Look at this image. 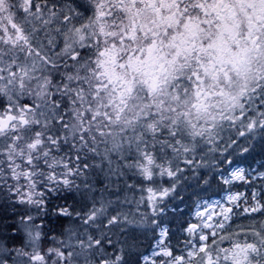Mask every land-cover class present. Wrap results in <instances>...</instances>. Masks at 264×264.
I'll list each match as a JSON object with an SVG mask.
<instances>
[{"label":"snow or ice","instance_id":"6c2138e0","mask_svg":"<svg viewBox=\"0 0 264 264\" xmlns=\"http://www.w3.org/2000/svg\"><path fill=\"white\" fill-rule=\"evenodd\" d=\"M0 264H264V0H0Z\"/></svg>","mask_w":264,"mask_h":264},{"label":"trees","instance_id":"16d2710c","mask_svg":"<svg viewBox=\"0 0 264 264\" xmlns=\"http://www.w3.org/2000/svg\"><path fill=\"white\" fill-rule=\"evenodd\" d=\"M260 159H261L260 156H256L254 159H250L247 163H245V162H238V163H243L246 166L248 165V163H251L254 166V164ZM216 191H217V189L215 187H213V189L209 193H206L204 195H206L207 197H218V196H214L213 195V193L216 192ZM68 203H71V199L70 198L68 200ZM183 205L186 206V208H188V207H190L191 202H186V204H183Z\"/></svg>","mask_w":264,"mask_h":264},{"label":"rangeland","instance_id":"374dc122","mask_svg":"<svg viewBox=\"0 0 264 264\" xmlns=\"http://www.w3.org/2000/svg\"><path fill=\"white\" fill-rule=\"evenodd\" d=\"M243 165H244V164H243ZM255 166H256V163L254 164L253 167H255ZM244 167L247 168L246 165H244ZM235 183H236L237 185H241V184H242V182H240V181H236ZM236 190H237V189H233V191H236ZM239 191H240V192H244V191H245V188L241 186V187H239ZM209 198H211V199H218L219 197H209ZM180 208H181V209H185V210L187 209L186 206H184V205H180ZM170 210H171V205H169V211H170ZM170 218H171L170 216L166 217V221H165V223L167 222V219H170ZM161 226L164 227L165 225L162 224ZM172 229L175 230V227L172 226Z\"/></svg>","mask_w":264,"mask_h":264}]
</instances>
